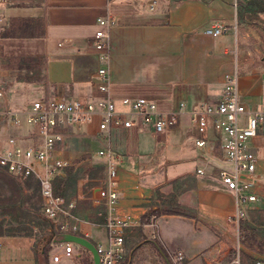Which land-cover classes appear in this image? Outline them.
Returning a JSON list of instances; mask_svg holds the SVG:
<instances>
[{"label": "crops", "instance_id": "obj_1", "mask_svg": "<svg viewBox=\"0 0 264 264\" xmlns=\"http://www.w3.org/2000/svg\"><path fill=\"white\" fill-rule=\"evenodd\" d=\"M98 18L113 19L105 27L111 45V97L147 96L163 111L185 102L177 122L159 134L131 126L114 129L102 140L94 120L73 125V134L65 136L64 148L70 136L77 143L91 136L99 142L98 149L108 145L119 154L120 205L138 219L125 229L134 240L139 237L130 252L125 243L128 264H170L173 250L185 254L182 264H222L236 249L241 264L244 253L253 258L264 255L239 240L240 225L249 219V211L264 209V183L240 224L229 221L234 197L218 178L219 162L211 159L222 154L217 134L209 133L212 147L196 146L189 114L200 101H216L226 76L233 73L241 101L263 105L264 0H7L0 4V65L7 88L0 108L23 109L35 99L57 93L80 98L96 94L92 78L98 59L90 43L100 28ZM218 23L225 30L217 35L206 32ZM0 134L18 136L24 143L32 135L27 124L14 127L8 122L0 124ZM248 146L258 157L256 171L263 172L264 123ZM67 150L63 154L70 160L73 151ZM96 150L89 149L105 175ZM67 167L53 180L55 192L74 202L67 231L104 242L106 229L98 219L101 216L104 222V208L93 200L95 185L104 175L87 191L79 186L73 195L67 188L57 192L55 181ZM198 167L204 172H197ZM156 190L175 195L180 213L162 212L143 223L141 216L150 208L167 206L155 199ZM87 200L92 205L88 214ZM45 218L50 223L48 236L63 232L54 234L51 226L57 228L56 221ZM58 248L62 250V242L50 241L47 260H42L43 248L37 252L31 236L0 230V264H69L71 260L78 264L81 257L91 256L85 247L74 244L79 259L61 255L53 260L52 255L61 252Z\"/></svg>", "mask_w": 264, "mask_h": 264}, {"label": "built area", "instance_id": "obj_2", "mask_svg": "<svg viewBox=\"0 0 264 264\" xmlns=\"http://www.w3.org/2000/svg\"><path fill=\"white\" fill-rule=\"evenodd\" d=\"M5 1L0 0V4ZM97 21L100 28L95 30L90 43L98 59L92 78L96 94L80 98L57 93L35 99L23 109L0 108V124L8 122L19 127L25 123L32 134L26 143L18 136L0 134V169L14 177L33 176L36 179L41 211L56 221L55 225L61 231L71 227L68 218L74 202L55 192L53 180L70 163L63 154L65 136L74 132L70 126L97 120L98 135L102 140H107L114 129L131 126L159 134L175 124L185 108L182 100L174 109L163 111L154 99L147 96H122L118 100L111 97L108 66L111 45L106 28L113 23V19L98 18ZM225 28L218 23L207 28L206 32L217 35ZM6 90L5 74L0 65V98ZM189 114L196 130V146L212 147L209 133L217 134L222 154L212 155L211 159L219 162L216 164L218 178L234 197L235 208L228 215V220L238 226L247 214L248 203L259 198L257 191L264 183V171H256L258 157L248 146V140L258 134L260 125L264 123V102L261 106H251L241 101L237 74L233 73L226 76L223 92L216 101H200L189 109ZM96 155L102 158L105 167V175L95 185L93 196V200L104 208L106 229L105 241L95 243L98 264H119L126 256L125 229L138 219L122 210L120 205L121 190L117 178L119 154L104 145L96 150ZM196 171L204 172L201 167ZM152 224L155 225L154 222ZM62 243L61 252L54 253L53 260H58L61 255L79 257L80 252L74 249V242ZM168 258L170 264H182L185 254L182 250H173ZM263 263L256 261V264ZM222 264H241L239 250L236 249L231 258Z\"/></svg>", "mask_w": 264, "mask_h": 264}, {"label": "rangeland", "instance_id": "obj_3", "mask_svg": "<svg viewBox=\"0 0 264 264\" xmlns=\"http://www.w3.org/2000/svg\"><path fill=\"white\" fill-rule=\"evenodd\" d=\"M86 129V124L81 125ZM73 128V126H70ZM74 136H70L65 142V148L72 152L71 158L65 173L62 177L55 181V189L59 192L62 188H67V193L75 194L76 188L81 186L85 191L89 190L90 186L104 175L103 167L96 161L95 156L91 155L90 150H96L99 147L97 139L91 136H83L79 143L75 142ZM89 148V149H86ZM86 149V150H85ZM84 150V151H83ZM83 151L79 155L78 152ZM67 157V156H66ZM68 158V157H67ZM155 199L158 202H165L166 197L161 196L157 191L154 193ZM67 201L69 199L65 198ZM72 201V200H70ZM85 212L88 214L89 208H92L90 201L85 202ZM98 210V209H96ZM46 216L41 211L39 191L37 181L34 177L17 178L0 169V230L6 234H18L31 236L34 239L37 252L40 251L43 240H48L50 223ZM97 219V218H96ZM101 221L100 226H104L103 218L98 217ZM56 231H61L59 227L54 228ZM241 236V235H240ZM125 243L130 252L135 248V244L139 241V237L134 240L130 233L124 235ZM241 240V237H239ZM94 241V240H93ZM245 244V242H242ZM246 245V244H245ZM77 246V245H76ZM78 249L82 246L78 245ZM58 251L61 248L57 249ZM242 256V264H256V261L264 262V255L253 258L248 253ZM40 258L43 257L39 255ZM82 258V257H81ZM81 258L78 264H82ZM229 258H226V261ZM244 262V263H243ZM69 264H76L75 260H71ZM92 264V257L91 263ZM264 264V263H263Z\"/></svg>", "mask_w": 264, "mask_h": 264}, {"label": "trees", "instance_id": "obj_4", "mask_svg": "<svg viewBox=\"0 0 264 264\" xmlns=\"http://www.w3.org/2000/svg\"><path fill=\"white\" fill-rule=\"evenodd\" d=\"M161 196L166 197V201L163 204L167 206L155 205L150 208L141 216V222L146 223L151 219V215H157L162 212L168 213H180V208L182 207L179 202H177V197L173 194L164 195L159 190H156ZM52 232L55 234L57 231L51 226ZM241 241L245 242L247 245L251 246L253 249L260 253H264V209H252L249 211V219L245 220L240 225ZM78 234L83 235L81 232ZM50 242H43L42 257L47 260V251L49 250ZM128 256L126 255L124 259L119 264H128ZM82 264H90L91 256H86L81 258Z\"/></svg>", "mask_w": 264, "mask_h": 264}, {"label": "water", "instance_id": "obj_5", "mask_svg": "<svg viewBox=\"0 0 264 264\" xmlns=\"http://www.w3.org/2000/svg\"><path fill=\"white\" fill-rule=\"evenodd\" d=\"M48 242H64V241H72L75 244H79L83 247H85L90 253L92 257V264H98V252L95 245V242H93L90 238L87 236L77 234L75 232L71 231H63L55 236L49 238L47 240Z\"/></svg>", "mask_w": 264, "mask_h": 264}]
</instances>
